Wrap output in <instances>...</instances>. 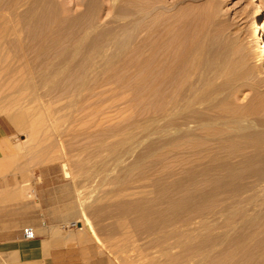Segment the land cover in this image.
<instances>
[{"label": "rangeland", "instance_id": "1", "mask_svg": "<svg viewBox=\"0 0 264 264\" xmlns=\"http://www.w3.org/2000/svg\"><path fill=\"white\" fill-rule=\"evenodd\" d=\"M78 1L0 0V118L24 167L107 264H264V0H161L148 68L127 0Z\"/></svg>", "mask_w": 264, "mask_h": 264}, {"label": "crops", "instance_id": "2", "mask_svg": "<svg viewBox=\"0 0 264 264\" xmlns=\"http://www.w3.org/2000/svg\"><path fill=\"white\" fill-rule=\"evenodd\" d=\"M17 148L0 118V264H107L102 254L86 253L59 190L36 183ZM26 227L34 237H24Z\"/></svg>", "mask_w": 264, "mask_h": 264}, {"label": "bare ground", "instance_id": "3", "mask_svg": "<svg viewBox=\"0 0 264 264\" xmlns=\"http://www.w3.org/2000/svg\"><path fill=\"white\" fill-rule=\"evenodd\" d=\"M45 2H50V0H35V2H34L35 7L38 9V13L41 14V15H42V13L44 11H46V10H44V3ZM127 2H128V4L126 6L122 7V9H121L122 11L121 12L126 14L127 17H128V23L127 24H128V26L130 28V38H131V41H132L131 51H132V55H133L134 62H135L134 64L136 66H138V67L140 66V68L141 67H147L148 68V66H152L153 67V65L155 64L154 63L155 62L154 56L155 55L158 56L159 54L156 53V51L154 50V47H152L150 45V43L148 42V39H149V36H150L149 29L151 28L150 26L156 24L154 29L157 30V33L161 35L160 30H159L160 29V23L157 24L156 20L159 18L160 11L165 6L162 4L161 0H127ZM78 5L82 6V7H87L86 2L84 3V2H82L80 0L77 2V6ZM81 12L83 13V11H81ZM255 18H256V20H255L254 24L252 25V31L251 32H253V35L257 36V49H258V51H261V54L264 57V21H263L262 16H261V14L259 13L258 10L256 11ZM74 19L75 18L72 19L73 21L71 23H74ZM69 20H70V18H69ZM81 29H79V31L77 33H80V34L84 35L85 34L84 31L81 30ZM79 37H81V36H79ZM205 112H207V111H205ZM180 113H178V114L180 115ZM185 114H187V113H185ZM187 115H189V114H187ZM225 115H224V117H225ZM216 116H217V114H216ZM221 117H222V120H223V116H221ZM193 118H195V115L193 116ZM191 119H192V117H190V120ZM185 120H186V118H185ZM222 120H220V121H222ZM220 121H219V123H220ZM260 121H261V119L259 117L258 118L259 127H260V124H259ZM188 122H190V121H188ZM186 127H184V128H176V132H178L181 135L188 134V132H190L189 129L191 127L190 128H188V127L186 128ZM241 127H243V126H241ZM259 129H261V128H259ZM84 223L87 226V228L90 230L91 228H90V225L88 224V220L87 221L85 220ZM78 229H81V228H78Z\"/></svg>", "mask_w": 264, "mask_h": 264}, {"label": "built area", "instance_id": "4", "mask_svg": "<svg viewBox=\"0 0 264 264\" xmlns=\"http://www.w3.org/2000/svg\"><path fill=\"white\" fill-rule=\"evenodd\" d=\"M23 235L25 238H32L34 237V232L31 227H26L23 229Z\"/></svg>", "mask_w": 264, "mask_h": 264}]
</instances>
